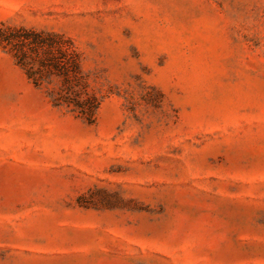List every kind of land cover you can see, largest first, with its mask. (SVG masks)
<instances>
[{
	"label": "rangeland",
	"instance_id": "374dc122",
	"mask_svg": "<svg viewBox=\"0 0 264 264\" xmlns=\"http://www.w3.org/2000/svg\"><path fill=\"white\" fill-rule=\"evenodd\" d=\"M0 35V264H264V0H0Z\"/></svg>",
	"mask_w": 264,
	"mask_h": 264
},
{
	"label": "trees",
	"instance_id": "16d2710c",
	"mask_svg": "<svg viewBox=\"0 0 264 264\" xmlns=\"http://www.w3.org/2000/svg\"><path fill=\"white\" fill-rule=\"evenodd\" d=\"M2 35H0V37H1ZM37 40H40V39H37ZM39 42V41H38ZM40 42H43V43H45L46 41L45 40H43V39H41V41Z\"/></svg>",
	"mask_w": 264,
	"mask_h": 264
}]
</instances>
